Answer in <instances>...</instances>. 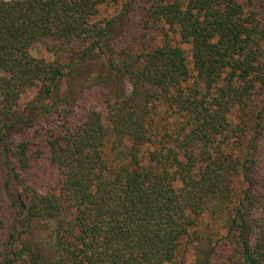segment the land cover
Returning <instances> with one entry per match:
<instances>
[{
  "label": "trees",
  "instance_id": "16d2710c",
  "mask_svg": "<svg viewBox=\"0 0 264 264\" xmlns=\"http://www.w3.org/2000/svg\"><path fill=\"white\" fill-rule=\"evenodd\" d=\"M262 1L0 0V264H264Z\"/></svg>",
  "mask_w": 264,
  "mask_h": 264
},
{
  "label": "rangeland",
  "instance_id": "374dc122",
  "mask_svg": "<svg viewBox=\"0 0 264 264\" xmlns=\"http://www.w3.org/2000/svg\"><path fill=\"white\" fill-rule=\"evenodd\" d=\"M4 1H9V0H4ZM126 1L127 0H119L118 5L116 6L107 5V6L102 7L96 19L97 20H100L102 18L109 19L113 17L114 15L117 14L118 10H120V7ZM258 10L261 11V13H263V16H264V1L258 4ZM128 17L129 18H127L125 22L123 23V26H124L123 29H117L115 34H118V35H114L116 36L114 37L115 39L114 41L119 46V48H136L139 46V42L142 40L143 42L158 43V44L162 42L163 40L162 31L164 29H161V30L160 29H145L144 25L141 24V15H140L139 9L135 8V11H132V13H130ZM171 38H173L176 41V38H174L173 36H171ZM49 47H53L52 44L37 45L32 48L31 53L35 57L51 59V55L48 52ZM55 47L58 48L60 51L63 50L59 44L56 45ZM181 47L186 52H188L187 45L182 44ZM65 50H66L64 51L65 54L69 52L68 49H65ZM188 56H189V53H188ZM68 57L70 56L68 55ZM35 94H36L35 90L27 92L26 94L23 95L21 99V103L25 104L26 102L30 101ZM43 181L46 182V179ZM235 188L237 191H239L238 180H237ZM15 212H16L15 208H11V210H9V212L6 213V225H7V228L5 231L6 240H8L10 225L14 218ZM208 222H209L208 220H204L203 226L201 228L205 236L215 231H219V232L221 231L222 229L221 220L218 219V220L212 221L211 230H208L206 228ZM50 234H51L50 230H44L43 228L40 227V228L34 229L32 233V238L28 237V239L30 238L35 241H39L40 238L46 237V241H47L50 239ZM194 258H195L194 250L191 248V249H188V251H186L183 255H180L173 264H193ZM231 263H232L231 259L228 256L224 254H220L218 256H213L211 258L210 264H231Z\"/></svg>",
  "mask_w": 264,
  "mask_h": 264
}]
</instances>
